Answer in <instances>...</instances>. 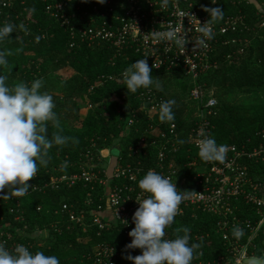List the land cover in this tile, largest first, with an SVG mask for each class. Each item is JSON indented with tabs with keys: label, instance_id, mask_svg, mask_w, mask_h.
<instances>
[{
	"label": "built area",
	"instance_id": "built-area-1",
	"mask_svg": "<svg viewBox=\"0 0 264 264\" xmlns=\"http://www.w3.org/2000/svg\"><path fill=\"white\" fill-rule=\"evenodd\" d=\"M225 1L234 6L254 5L259 26L264 28V0ZM69 2L47 4L44 11L68 33L70 48L74 49L78 44L86 47L107 45L112 49L113 58L146 57L153 71L187 78L186 109L192 107L193 112L184 136L186 130L179 131L175 123H156L159 105L164 100L155 99L150 90L139 93L143 113L154 125L147 126L145 135L128 146L130 161L121 159V145L117 142L111 148L103 147L97 151V165H87L78 174L53 177L49 184L45 183V188H57L60 184L70 187L76 182L90 186L82 207L63 204L60 212L64 217L54 222L50 229L60 235L63 229L79 227L84 242L90 241L92 235L98 238L112 232L119 235L124 246L127 245L131 241L128 233L134 227L132 216L139 206L136 200L143 198L138 180L152 169L169 176L178 190L188 191L175 219L186 214L192 220L199 216L211 219L207 231L199 229L198 233H189L190 243L201 244L197 250L199 255L192 264H244L247 259L264 261V130L257 134L260 141L253 147L228 145L223 162L204 161L198 155L201 131L210 135V119L215 116L217 106L212 92L201 84V79L217 68L213 57L218 38L243 27V16H228L220 25H213L214 38L205 48L197 45L196 40L201 35L198 24L205 23L208 14L197 0H169L166 7L161 6L160 0H103V3L96 0L87 9L77 7L76 12L66 10ZM212 2L216 4L217 0H211L203 7H213ZM5 5L8 6V2ZM170 31L185 38L183 47L174 38H169ZM225 43L223 40L222 44ZM103 81L101 77L97 83ZM128 112L132 117L127 120V127H131L138 118L135 119L133 110ZM181 140L183 144L179 143ZM187 141L191 146L185 152L189 157L190 153L193 156L184 165L189 175L181 176L175 157ZM115 146L117 155L111 156L106 149ZM237 226L244 231L239 238L233 235ZM166 236L170 238L168 229ZM0 242L9 249L22 243L9 233V227L0 229ZM22 244L31 250L29 242ZM126 252L134 256L140 254L139 249ZM118 258L116 247L101 241L82 252L78 263L131 264L118 261Z\"/></svg>",
	"mask_w": 264,
	"mask_h": 264
},
{
	"label": "trees",
	"instance_id": "trees-1",
	"mask_svg": "<svg viewBox=\"0 0 264 264\" xmlns=\"http://www.w3.org/2000/svg\"><path fill=\"white\" fill-rule=\"evenodd\" d=\"M59 1L62 0H0V24L12 23L18 26L23 23L28 29L25 32L17 28L10 34L11 39L0 43V50L6 54L10 53L7 55L9 63L0 68V74L7 77L6 82L10 86L21 81L28 83L42 78L44 85L41 91L52 95L55 105L53 110L61 124V129H57L49 122L47 135L51 138L54 133L60 132L69 138L65 145H53L48 150L47 164L38 165L36 176L26 182L32 186L27 195L12 197L9 200L0 199V229L9 227V233L18 241L32 245L31 251L42 250L45 254L56 255L60 264H79L81 253L101 241L116 247L119 253L118 261H129L125 259L128 253L118 234L103 233L98 238L92 235L90 241L84 242L79 227L63 229L60 235L50 229L54 222L64 217L60 212L63 204L82 207L89 185L82 182H76L70 187L60 184L57 188H45L43 185L49 184L53 177L78 174L87 165H97V151L117 142L121 143V159L124 162L130 161L127 157L128 146L145 135L147 126L154 125L143 113L138 98L141 92L150 90L151 96L157 100L161 98L164 101H176L173 106L175 120L168 124L175 123L179 131L185 129L184 136L188 132L187 123L191 122L192 115H186V100L179 99L175 94L166 95L163 90L155 87L141 88L136 93L127 91L122 73L131 63L140 59L139 56L129 55L127 59L121 56L113 58L112 49L107 45L86 47L78 44L74 49L70 48L68 33L44 11L47 4ZM210 1L197 0L202 10ZM5 2H8V6H3ZM95 2L96 0H70L65 8L76 12L77 7L87 9ZM213 7L223 8V19L242 15L245 25L218 38L213 57L217 68L208 72L201 79V84L212 92L214 98H218L215 90L264 88V28L259 26V19L255 15L257 9L252 4L234 6L225 0H217ZM223 19L214 25H220ZM254 36L257 37L256 42H250ZM223 40L225 44H222ZM252 59L260 67V72L249 75ZM65 70L69 71L70 76L66 81L58 76L59 72ZM152 75L157 77L161 84L167 76L178 77L176 74L165 75L157 71H152ZM101 77L104 81L95 85ZM54 83L66 84L58 87L57 94L50 91L55 88ZM186 87L187 84L183 88ZM76 99L81 102L82 107H89L83 119L77 115L80 105H67L68 100L74 102ZM129 110L136 113L135 119L136 116L138 118V122L131 127H127V120L132 117ZM155 121L161 122L158 115ZM210 124V135L215 137L218 144H245L247 148L253 147L260 141L257 134L264 130V104L230 105L218 100L215 116L210 119ZM185 145H182L175 157L180 165L181 176L189 175L185 166L193 156V153H190L189 157L185 152L191 144L187 141ZM64 161L68 162L66 169L61 168ZM209 220L211 219L206 216L192 220L188 214L181 219H174L168 228L169 237L173 238L176 235L175 229L182 227H188L191 233H198L199 229L205 232L208 230Z\"/></svg>",
	"mask_w": 264,
	"mask_h": 264
},
{
	"label": "clouds",
	"instance_id": "clouds-1",
	"mask_svg": "<svg viewBox=\"0 0 264 264\" xmlns=\"http://www.w3.org/2000/svg\"><path fill=\"white\" fill-rule=\"evenodd\" d=\"M99 2L103 3V0ZM160 3L166 7L169 0H160ZM203 10L208 14V19L202 25L198 24L201 35L196 44L206 48L207 42L214 38L213 25L223 19L224 11L221 7H204ZM17 28L28 31L23 23L18 26L0 24V43L11 39L10 34ZM168 36L181 47L185 45V38L175 31H170ZM8 54L0 50V68L8 65ZM152 71L153 67L149 66L146 57L131 63L122 73L127 91L136 93L141 88L150 87L160 89L161 82L152 75ZM6 81L7 77L0 74V199L9 200L27 195L32 186L26 182L36 176L38 165L47 164L48 150L53 145H65L69 138L60 132L54 133L51 138L47 135L49 122L57 129H61V124L53 110L52 95L41 91L44 85L42 78L11 86ZM175 104L174 99L160 103L158 118L161 122L175 120ZM201 137L198 141L199 157L204 161L223 162L228 145L218 144L214 136L203 131ZM67 166V161L61 164L62 169ZM137 186L143 198L136 200L139 206L132 216L134 227L128 233L131 241L125 245V249H139L140 254L132 256L129 253L125 259L131 264H192L195 256L199 255L197 250L201 244L190 243V229L177 228L173 238L166 236V229L173 224L188 191L178 190L169 176L152 169L138 180ZM243 234L242 228L237 226L233 229L235 237ZM0 264H60V260L56 255L45 254L42 250L33 252L22 243L9 249L0 242ZM254 264L264 262L254 259Z\"/></svg>",
	"mask_w": 264,
	"mask_h": 264
},
{
	"label": "rangeland",
	"instance_id": "rangeland-1",
	"mask_svg": "<svg viewBox=\"0 0 264 264\" xmlns=\"http://www.w3.org/2000/svg\"><path fill=\"white\" fill-rule=\"evenodd\" d=\"M256 40H257V37L254 36V37H251L250 42H256ZM253 61L254 59L250 61L251 70H249V75H253L255 73L260 72V67L257 66ZM58 76H60L61 80L68 79L70 77L69 71L68 70L61 71L59 72ZM187 82H188V79L183 76H178V77H168L167 76L163 80V83L161 84L162 87L160 89L163 90V92L166 93V95L175 94L176 97H178L179 99L186 100L187 99V96L185 93L186 88L184 89L183 87L185 84H187ZM66 83H62V84H66ZM54 84L56 85L54 86L55 88L51 89L50 91L58 94L59 92L58 87L61 88L62 84L61 83L58 85L56 83ZM95 85H100V84L96 82ZM215 95L218 96V98H215L217 101V104H218V100L221 102L230 104V105H247L251 103H263L264 104V88H260L258 90L257 89H247L246 87H243L240 89H231V88L226 89V90L220 89L217 91L215 90ZM67 103H68L67 105L69 106H71V103H73L74 104L73 107H78L80 105V107L77 110V115L80 117V119L84 118L86 111L89 108L88 106L82 107L81 102L78 99H76L74 102H71L70 100H68ZM192 112H193L192 107H187L186 115H189V113H192ZM108 148H111V146ZM108 148L106 150L110 152L111 156L117 155L116 150H111ZM106 153L104 152V154Z\"/></svg>",
	"mask_w": 264,
	"mask_h": 264
},
{
	"label": "water",
	"instance_id": "water-1",
	"mask_svg": "<svg viewBox=\"0 0 264 264\" xmlns=\"http://www.w3.org/2000/svg\"><path fill=\"white\" fill-rule=\"evenodd\" d=\"M112 150H116L115 148H113ZM264 262V261H261ZM244 264H254V259H247L244 261Z\"/></svg>",
	"mask_w": 264,
	"mask_h": 264
},
{
	"label": "crops",
	"instance_id": "crops-1",
	"mask_svg": "<svg viewBox=\"0 0 264 264\" xmlns=\"http://www.w3.org/2000/svg\"><path fill=\"white\" fill-rule=\"evenodd\" d=\"M135 142H136V141H135ZM135 142H134V143H135ZM120 145H121V143H120ZM113 148H115V149H116V146H115V147H113ZM113 148H112V149H113ZM112 149H111V150H112Z\"/></svg>",
	"mask_w": 264,
	"mask_h": 264
}]
</instances>
